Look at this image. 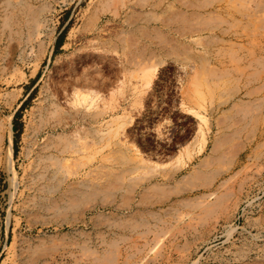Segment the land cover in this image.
<instances>
[{
	"label": "rangeland",
	"instance_id": "1",
	"mask_svg": "<svg viewBox=\"0 0 264 264\" xmlns=\"http://www.w3.org/2000/svg\"><path fill=\"white\" fill-rule=\"evenodd\" d=\"M0 264H264V0H0Z\"/></svg>",
	"mask_w": 264,
	"mask_h": 264
},
{
	"label": "bare ground",
	"instance_id": "2",
	"mask_svg": "<svg viewBox=\"0 0 264 264\" xmlns=\"http://www.w3.org/2000/svg\"><path fill=\"white\" fill-rule=\"evenodd\" d=\"M49 106H52L53 108H54V110L55 111H57L58 109L56 108V103L55 102H50V104H49ZM57 109V110H56ZM11 146H9L8 147V151H7V155H8V162H9V160L11 159L10 158V156H11ZM48 158V157H47ZM43 161V158L42 157H40L39 158V161H38V163L40 164L41 162ZM40 166V165H39ZM44 169V168H43ZM40 170H38L37 169V167H36V171H35V173L34 174H32L31 175V178H32V180H34V179H36V180H38V181H40V188H39V190L41 191V187L43 186V183L42 182H44V180L47 178V172H45L44 170H41L40 172H39ZM58 171V170H57ZM57 172L54 170V172H53V174L55 175ZM54 177V176H53ZM52 179V178H51ZM86 187H87V189H89V190H91V191H98L99 189H101V187L102 186H100V185H92V187H89V186H87V185H85ZM85 187V188H86Z\"/></svg>",
	"mask_w": 264,
	"mask_h": 264
}]
</instances>
